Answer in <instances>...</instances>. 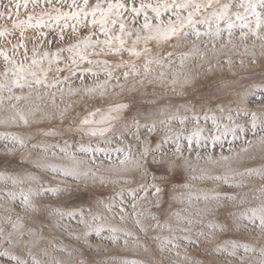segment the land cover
Segmentation results:
<instances>
[{"label":"rangeland","instance_id":"374dc122","mask_svg":"<svg viewBox=\"0 0 264 264\" xmlns=\"http://www.w3.org/2000/svg\"><path fill=\"white\" fill-rule=\"evenodd\" d=\"M14 2L21 4L18 16L15 17L17 21H27L29 16H32L33 19L31 27L25 25L22 30H16L13 35L0 37V49L7 51L9 56L16 61V65L6 64L3 57H0V83L6 85L5 89L0 92V97H3V103L0 104V120L7 121L5 124H0V134L25 135L31 133L33 138L27 141L26 148L17 151V158L28 161L39 158L47 164L57 167L73 166V161L54 147L56 145L64 147L65 141H67L71 145L68 151L75 153L79 160L85 161L80 166L81 170L91 168V171L96 173V182L93 183V180L89 179L85 185L83 179L80 181L64 179L50 171L34 168L29 162L24 165V168L39 177V184L25 183L22 187L25 190L29 187L36 189L41 186L47 189L61 184L70 185L73 189L78 188L77 195L84 201L85 217H88L90 204L92 211L98 212L104 217L103 220H98L96 223L97 225L102 224L105 230L97 236L94 230L96 225H93V228L89 230V235L85 238L82 235L85 228L83 224L78 222V216L75 219L65 217L61 221V227L52 226L58 219L57 217H49V220L41 225L38 220L39 214H36L34 217L36 222H33V220L28 219L32 215L31 213H24L18 202L13 205L5 198L0 200V205L12 208L13 211L7 213L0 208V218L10 215L15 220L16 214L19 213L25 217L23 220L25 232L32 228L37 231L38 237H42L31 248V256L20 248L8 250L28 261L29 264L33 258L38 264H58V262L76 264L81 258L86 261L103 260L105 264H207L209 259L216 260L218 264H224L225 261L231 260V257L226 255L209 256L208 250L222 246L225 241L231 240L238 244H248L254 249L247 254L243 252V249H240L238 255L243 256L248 264H259V261L264 259L260 254L261 250L264 249V232H261L258 226L249 225L247 221L233 225L230 231L221 232L209 228V224H220L227 229L224 216L225 208L214 201H205L203 196L228 193L236 195L238 200L242 197L246 203L228 202L226 205L227 209L237 214L261 204L262 199H264V178L256 173L264 174V147L259 142L260 137L264 136V132L258 127L256 135L253 136L249 123L250 118L243 115L236 117L233 112L234 120L237 124L244 126L245 132H238V138L234 141L229 134L226 138H222L213 144L211 139H208L213 124L211 120L207 122L203 120L202 117L207 109H202L197 102L202 96L205 100L211 96L214 102L217 95H228L233 91H256L259 88H264V40H258L251 35H248L247 39H241L240 30L237 28L234 29L231 44L227 43L228 37L227 34H224L223 39L215 41V49L212 48L213 41L208 37H201L200 40H196L195 37L189 36L179 45L173 40L162 43L159 48L155 41H150L148 47L152 49V56H167L168 52H172L173 55L165 59L163 67L153 64L151 72L147 76H145L142 67L145 62L143 56L137 59L130 57L127 52L118 56H95L89 49L86 53L87 59L105 60L109 65L119 63L121 60L125 63L131 60L136 64V71L139 72V75H133L132 69H112L113 77L120 79L119 81L115 78L111 79L104 89V95L101 96V89L97 86L104 84L109 79L104 74L103 65L100 67H96L94 64L89 65L86 60L80 61L78 56L75 57L77 64H72L70 58L74 57L75 53L67 51L70 46L83 41L90 33H94L93 41L97 37L104 39L105 37L100 35L99 26L94 28L91 24L92 16L89 15L85 21L82 13L79 21L65 19L57 21L55 19L58 15L57 10L64 13L79 12L80 8L83 7L82 0H77L79 7H69L72 0H52L51 3H46V0H38L36 3H33V0H14ZM98 2L103 6L102 10L106 11L107 4L109 2L115 3L116 0H89L87 10L91 12V9ZM120 2L129 3L130 0H120ZM135 2L138 5L141 0H135ZM143 2L155 6L165 2L171 4L172 0H143ZM222 2L231 3L233 13L243 11L237 7L240 0H222ZM3 3L7 4L9 0H3ZM25 3L26 7L24 6ZM0 11L6 12L7 9L0 6ZM161 11L164 13L162 15L164 21H167L172 15L170 12H164L163 8ZM148 15L152 17L154 14L149 11ZM182 15H186V13H182ZM96 19H100L99 12H97ZM37 21L41 22L40 27L36 26ZM140 22H143L142 17ZM12 23L9 20H0V30L6 28L12 31ZM85 23L87 26H84ZM65 24L68 26L64 27ZM221 26L224 27L223 24ZM73 27L76 29L74 33ZM20 31L24 33L23 40L20 38ZM200 31H204V28L200 27ZM114 32L119 35L118 26ZM261 34L264 35V30ZM60 36L65 38L60 40ZM125 39L127 46L130 47L134 37H125ZM46 41H51V43ZM20 44H23V47H19L16 55L13 56V45ZM143 47L144 42L141 41L138 50H142ZM25 49H27L26 59L22 55ZM34 49L35 59L40 61L37 66L31 65ZM59 49H64V51L59 53V64L57 65L55 62L57 58L53 54L57 53ZM45 52L49 53L47 59L44 58ZM182 56L187 57L184 59L183 66H181ZM49 60H53L50 71ZM253 60L255 63L252 62ZM227 61L232 63L229 64ZM21 64L26 70L35 71L38 75H42L43 70L47 73L48 82L50 84L57 83V87L45 88L41 85L31 89L25 88L22 92L19 89L9 92L8 87H11V81L14 79L11 73ZM57 66L64 71L57 73ZM6 68L9 72L7 78L2 75ZM68 68H72L76 74L73 75L68 71ZM87 69L100 74L95 76L84 74L82 76V73H86ZM124 71L129 72L127 80L123 78ZM161 72L164 73L162 79L160 77ZM28 79L31 80L32 77L28 76ZM186 79L192 83L186 84ZM142 80L143 84L140 83ZM58 81L64 82L59 83ZM120 85L123 87L121 88ZM86 88H97V91L95 94H89L85 91ZM10 95H25L29 98L17 102L7 99ZM117 103L129 104L132 114L136 108L156 111V131L149 134L143 128L141 129V140L150 139L152 141L163 139L165 135L164 126L159 121L166 119L167 114L161 115L159 110L168 109L174 116L190 118L193 112L185 111V106L196 103L195 112L201 116L200 127L205 129L204 138L199 147L193 142L192 151L187 148V140L181 139L180 143L184 152L182 156L172 157L176 160L177 167L168 174L171 182L165 184V193L162 197L164 201H167L164 203V208L168 210L166 214H162L154 206L155 198L151 195V190L148 192L147 199H139L140 196L144 195L139 191V184L143 182L151 184L152 179L151 172L145 176L142 170L135 166L134 161L139 156L143 145L134 141L131 136L126 137L122 142L109 137L113 140L111 146L100 145L110 149L115 147L127 149L130 146L133 162L125 165L119 163V160L123 158L122 154L114 151H111L110 158H104L102 154L98 155L94 163H89L91 158L77 151L81 144L88 145L91 143L95 146L99 142V138H90L77 131L81 120L88 117L89 113L96 112L98 109L104 112L110 105ZM14 104L20 110L25 112L31 110L34 113V117L29 118L30 122L27 128L19 120L15 124L9 120L15 114L12 108ZM232 107L235 108V105ZM249 107L255 108L256 103H250ZM214 114L220 118L219 123H228L225 118L228 115L227 111L224 114L219 112ZM124 115L127 116V114ZM95 118L99 119V115ZM144 122L142 114L141 123ZM115 123L119 129L122 123H130V120L124 119L123 121H115ZM168 127L172 133L181 132L183 129L182 136H186L191 134L195 125L190 119L181 125L177 119L173 120ZM38 131H53L57 135H37ZM247 141L252 143L249 144ZM33 144L47 146L48 151L45 153L40 148H32ZM152 147H155V143L152 144ZM164 147L174 151L175 145L169 142ZM244 148H247V151H242ZM3 151V142H0V155L3 154ZM197 154H199V158H197ZM209 156L211 160L208 159ZM222 157H228V159L225 160ZM250 170H252V174L249 175ZM215 177H221V179H215ZM224 177L228 178L229 184L242 183L243 187H227ZM100 178L105 181L103 185L99 183ZM0 188H4V186L0 185ZM5 190L17 189H12V186L9 185L8 189ZM129 190H136V210L143 213L139 219L146 226L147 234L141 232L135 224L137 217L133 214L132 198L128 195ZM121 191L124 193V207L126 209L124 220L120 219L115 210L109 212L105 208V205L111 202L112 197ZM34 200L37 203L44 201L55 204L60 200V197L46 193L42 197H35ZM98 200L103 203L97 205L96 201ZM118 202L119 198L117 197ZM177 211L182 217L191 218L194 222L192 224L181 222L176 216L169 215ZM149 213L158 217L161 227H154L157 221L150 219ZM165 221H167L168 227L164 226ZM230 223L231 219L228 220V224ZM258 223L257 221V225ZM0 226L4 228L6 233L11 230L10 225L3 222L2 219H0ZM109 227L120 230L115 233L118 238L116 244L110 241L113 233L106 230ZM169 227L172 231L169 230ZM180 229H188L189 231H180ZM125 231L132 235L125 237ZM201 231L204 232V236L197 235ZM157 236L161 239L175 237L173 243L178 244L179 247L172 248L171 245H168L162 251V245L154 239ZM186 237L198 241V243L189 245ZM24 239H28L27 235ZM125 240H128L127 244L124 243ZM97 246H99V251ZM3 247H7V245ZM0 264H10V262L0 258Z\"/></svg>","mask_w":264,"mask_h":264},{"label":"snow or ice","instance_id":"6c2138e0","mask_svg":"<svg viewBox=\"0 0 264 264\" xmlns=\"http://www.w3.org/2000/svg\"><path fill=\"white\" fill-rule=\"evenodd\" d=\"M38 2V0H33V3ZM52 0H46V3H51ZM83 7L80 8L79 12H70L64 13L57 10L58 15L55 18L57 21L60 19L65 20H76L79 21L81 13L83 14L85 21L89 15L92 16L91 24L95 28L99 26L100 35L105 37L104 39H99L98 37L93 41L94 33H90L86 36L83 41L78 42L70 46L67 51L74 52L75 56L71 57L72 64H77L76 56L79 57L80 61H87L89 65H95L100 67L103 65L104 74L109 78L104 84L98 85L97 88L101 89L100 95H104V89L106 85L110 82L111 79L115 78L119 81V77H113L112 69H132L133 75H139V72L136 71V64L133 61L124 62L121 60L119 63L109 65L105 60H91L87 59V50L91 49V53L95 56L101 55H112L118 56L124 52H127L130 57H135L137 59L142 56L145 57V62L142 65L144 69L145 76L151 72V66L153 64L163 67L165 59L170 58L173 53L168 52L167 56L160 55L158 57L152 56V49L148 47L150 41H155L157 47L159 48L162 43H167L169 41H175L179 45L183 40H186L189 36L195 37L196 40H200L201 37H208L213 41L212 48L215 49V41L223 39L224 34H227L228 44H231L232 36L234 29L240 30L241 39H247L248 35L255 37L258 40H264V35H262V30H264V0H240L237 5L238 8L243 9V11L232 12L231 3H223L222 0H172V3L167 2L163 4H157L155 6L151 4L144 3L143 0L137 5L135 0H130L129 3L120 2L116 0L115 3L109 2L107 4V10H102L103 6L98 2L89 12L88 4L89 0H82ZM0 6L7 9L6 12L0 11V20H9L12 21V31L8 29L0 30V37H5L13 35L16 30H22L25 25L31 27L32 16L28 17L27 21H17L15 17L18 16V10L21 7L19 2H14V0H9V3H3V0H0ZM27 6L26 3L24 5ZM69 7H79L77 0H72V4ZM163 8L164 12H170L172 15L169 16L167 21L162 20L161 9ZM153 13L154 15L150 17L148 12ZM97 12L100 14V19H96ZM186 13V15H182ZM125 14H127L125 16ZM142 17L143 22H140ZM224 25L222 27L221 25ZM111 25V27H109ZM37 27L41 26V22L37 21ZM68 25L65 24L64 27ZM84 26H87L85 23ZM118 26L119 35H116L114 29ZM200 27L204 28V31H200ZM76 31L73 27V33ZM24 33L20 31V38L23 40ZM125 37H134L131 42V46H127V41ZM65 37L60 36L59 39L63 40ZM144 42V47L142 50H138V45L140 42ZM10 43V41H8ZM51 43V41H46ZM81 44L83 47L81 48ZM23 47V44L13 45L12 52L13 56L16 55L17 49ZM64 51V49H59L57 53L53 54L57 59L55 62L59 64L58 56L59 53ZM34 58L31 60L32 66H37L40 64V61L35 59V49L33 50ZM25 59L27 58V49L22 54ZM49 53H44V58L47 59ZM0 57H3V60L6 64L16 65V61L11 58L7 51L0 49ZM150 57V58H149ZM186 56L181 58V66H183L184 59ZM203 58V57H202ZM231 64V61H227ZM255 63V60L252 61ZM53 60H49V71L51 70V64ZM243 63V61H241ZM64 69H61L59 66L56 68V72H62ZM68 71L75 75V71L72 68H68ZM209 71L211 69L209 68ZM90 75H99L100 73L87 69L86 73ZM5 78L8 77L9 72L7 68L2 74ZM14 79L11 81V87H8V91L12 92L14 89H19L21 92L25 88H33L43 86L48 87H57V83H49L47 80V73L42 70V75H38L35 71L26 70L25 67L21 64L15 68V71L11 73ZM28 76H31L32 79L29 80ZM129 72H123V78L128 79ZM164 73H160L161 79L163 78ZM67 79V78H66ZM62 83L64 81H58ZM143 84V80L140 81ZM175 83V80H173ZM186 84L192 83L189 80H185ZM227 86V85H225ZM6 85L0 83V92L5 89ZM122 88L123 86L120 85ZM97 88H86L85 91L89 94H95ZM71 91V90H70ZM259 93V94H257ZM29 97L25 95L20 96H8L7 99L15 100L17 102L22 100H27ZM254 98V101H253ZM255 102L256 107L250 108L249 104ZM3 103V97H0V104ZM202 109H207L204 112L203 120L207 122L211 120L213 124V129L210 130V135L208 139H211V142L215 144L220 141L222 138H226L231 134L233 141L238 138V132L244 133L245 128L241 124H237L233 118L232 113H235L236 117L243 115L249 119L250 128L252 130L253 136L256 135V129L259 127L262 132H264V88H259L256 91H233L228 95H217L215 101L213 102L211 96L205 100L202 96L201 99L197 102ZM214 104V107H213ZM235 105V108L232 106ZM12 108L15 112L13 116L9 118L12 124H15L19 120L26 128L29 125L30 117H34V113L29 110L25 112L17 108V105H12ZM196 103L191 104V106H185V111H192L193 115L189 117L180 118L171 114L168 109L159 110L161 115L167 114V118L160 120L159 123L164 126L165 135L163 139L152 141L150 139L141 140V129L151 134L156 131L157 120L155 119L156 111L154 110H145L141 108H136L134 114L129 107V104L126 103H117L110 105L106 111L101 112L99 109L96 112L89 113L88 117H85L80 122V127L77 129L81 135H87L90 138H99V142L93 146L91 143L88 145L81 144L77 151L84 153L86 156L90 157L89 163H94L95 158L98 155H103L104 158H110L111 151H114L118 154H122L123 158L119 160L121 165L133 162L131 157V147L127 149L123 147H115L110 149L109 147H101V144L109 145L113 143V140L109 137L115 138L117 141H123L126 137L131 136V138L143 145L142 150L139 152V156L135 159V166L142 170L145 176L151 172L152 183L143 182L139 184V191L144 193L140 196L139 199L144 200L148 198V192L151 190V195L155 198L153 203L154 206L162 213H168V210L164 208V201L162 199L165 193V184L170 183L168 174L175 170L177 167L176 160L172 157L182 156L184 148L182 147L180 141L183 138L187 140V148L189 151H192L193 142L199 147L201 140L204 138L203 133L204 128L200 127L201 116L195 112ZM227 111L228 115L225 117L228 123L221 124L219 119L214 113L219 112L224 114ZM211 113V114H210ZM124 114H127L125 116ZM143 114L144 123H141V116ZM99 115V119H96ZM124 119L130 120V123H122L121 127L118 129L116 127L115 121H123ZM181 125L185 124L186 120H191L195 127L193 128L190 135L182 136L183 129L181 132L172 133L168 125L173 121L177 120ZM7 121L0 120V124H5ZM71 131V129H69ZM37 135L51 136L57 135L53 131H38ZM33 136L31 133L25 135H17L11 133L0 134V142H3V154L0 155V185H3L4 188H0V200L7 198L8 202H11L15 205L17 202L22 207L24 213H31L32 215L28 219L36 222V214H39L38 220L41 225L45 221L49 220V217H57L58 219L52 225L53 227H61V221L67 217L68 219H75L79 217V223L84 225L85 231L82 235L87 238L89 235V230L93 228V225H96L95 232L97 236L100 235L101 231H104V226L102 224L97 225L98 220H103L104 217L101 216L98 212L92 211V206H88V217H85L84 212V201L81 200L80 196L77 195L79 189H73L70 185H61L58 184L56 187L44 189L42 186L40 188L33 189L29 187L25 190L22 185L25 183H37L39 184V177L24 168V165L31 163L32 167L37 169H42L44 171H50L58 176L63 177L64 179H71L73 181H80L83 179L85 185L89 179L93 180V183L96 182V173L91 171V168L88 170H81V164L85 161L79 160L75 153H70L68 151L71 148V145L65 141V146L60 147L56 145L54 147L58 148L59 152L64 156L68 157L73 161L72 167H57L50 164H47L41 159L36 160H24L22 158H17L16 153L18 150H23L27 147V141L32 139ZM171 142L175 145L174 151L166 149L164 145ZM259 142L262 147H264V136H261ZM155 143V147H152V144ZM231 143V141H230ZM251 144V141H247ZM32 148H40L45 153L48 151V147L41 144H33ZM171 151V155H170ZM242 151H247V148L242 149ZM55 155V153H53ZM151 157V159H149ZM199 158V154H197ZM211 160V157H208ZM222 159H228V157H222ZM249 175L252 174V170L249 171ZM257 175H261L264 178V174L257 172ZM241 175H244L241 173ZM215 179H221V177H215ZM225 184L229 188H240L243 187L242 183L238 184H229L228 178L224 177ZM159 181V182H158ZM127 183V181H124ZM51 183V182H50ZM99 183L103 185L105 183L103 178L99 179ZM11 185L12 189L17 190H5L8 189V186ZM50 194L52 196L60 197V200L55 204L46 203L40 201L39 203L35 202V197H42L45 194ZM128 195L132 198L131 207L133 209V214L137 217L135 220L136 226L141 232L147 234V228L143 222L139 219L143 213L138 212L137 209V196L136 190H129ZM117 197L119 202L117 203ZM199 199V197H198ZM203 199L205 201H214L218 205L225 208L224 216L225 223L227 224V229L224 225L220 224H209L208 227L213 230H219L221 232L228 230L230 231L233 225H238L244 221H247L249 225L258 226L261 232H264V199H262L261 204L258 207L250 208L245 212L237 214L234 211L227 209L226 205L228 202L233 203H246V201L241 197L239 200L236 195H230L228 193L224 194H215V195H204ZM103 203L102 201H96V204L99 205ZM190 203V201H189ZM0 208L4 212L11 213L12 208H8L4 205H0ZM105 208L111 212L115 210L121 220H124L126 217V209L124 207V193L123 191L116 193L110 203L105 205ZM78 209V210H77ZM170 216L174 215L177 217L178 221L187 222L192 224L194 221L191 218L182 217L180 212L170 213ZM149 218L157 221L154 227H161L158 217L149 213ZM3 222L10 225V231L5 232L4 228L0 226V258L10 262V264H29L28 261L20 258V256L14 254L8 249L20 248L22 251H26L29 256H31V248L35 246L37 240L42 237H38L37 231L29 228L25 232L23 220L24 216H21L19 213L16 214V219L13 220L11 216H4L2 218ZM231 219V223L228 224V220ZM257 221L259 222L257 225ZM50 222V221H49ZM51 223V222H50ZM165 227H168L167 221H165ZM42 230V229H41ZM108 232L113 233L110 237V241L113 244L118 242V238L115 233L120 231L115 227H109L106 229ZM169 230L172 229L169 227ZM180 231H189L188 229H180ZM27 235L28 239L25 240L24 237ZM125 237L131 236L130 232H124ZM198 236H204V232L197 233ZM14 237H16L14 239ZM79 239V237H77ZM157 241L162 245L161 250L168 245H171L172 248H178L179 245L173 243L175 237L161 239L159 236L155 237ZM187 239L189 245L197 244L198 241ZM125 244L128 243V240L124 241ZM7 245V247H3ZM91 247V245H89ZM231 249V250H229ZM240 249H243V252L247 254L250 251H253L248 244H238L235 241H225L222 246H217L213 249L208 250V255L212 256H221L226 255L231 257V260L225 261L224 264H248L245 261L243 256H239L238 252ZM99 251V246H97ZM147 251V249H145ZM261 256L264 257V249L261 250ZM71 255V253H69ZM179 255V253H177ZM187 259V257H185ZM31 264H38L35 258L32 259ZM58 264H63V262H58ZM76 264H105L103 260H84L83 258L79 259ZM207 264H218L216 260L209 259ZM259 264H264V259L259 261Z\"/></svg>","mask_w":264,"mask_h":264}]
</instances>
